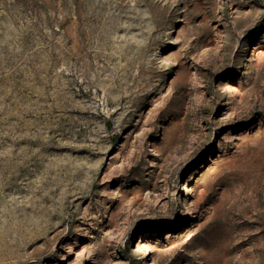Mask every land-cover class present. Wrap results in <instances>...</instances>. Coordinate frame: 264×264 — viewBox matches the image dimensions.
<instances>
[{"label":"rangeland","instance_id":"obj_1","mask_svg":"<svg viewBox=\"0 0 264 264\" xmlns=\"http://www.w3.org/2000/svg\"><path fill=\"white\" fill-rule=\"evenodd\" d=\"M0 264H264V0H0Z\"/></svg>","mask_w":264,"mask_h":264},{"label":"bare ground","instance_id":"obj_2","mask_svg":"<svg viewBox=\"0 0 264 264\" xmlns=\"http://www.w3.org/2000/svg\"><path fill=\"white\" fill-rule=\"evenodd\" d=\"M144 235H146V234H144ZM144 247H145V251L149 250V246L148 245H145Z\"/></svg>","mask_w":264,"mask_h":264}]
</instances>
